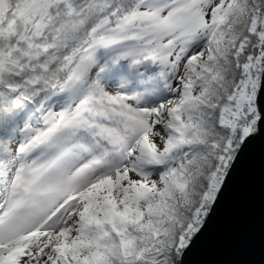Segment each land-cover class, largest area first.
Returning <instances> with one entry per match:
<instances>
[{
  "label": "snow or ice",
  "instance_id": "snow-or-ice-1",
  "mask_svg": "<svg viewBox=\"0 0 264 264\" xmlns=\"http://www.w3.org/2000/svg\"><path fill=\"white\" fill-rule=\"evenodd\" d=\"M257 141L264 0H0V264H187Z\"/></svg>",
  "mask_w": 264,
  "mask_h": 264
},
{
  "label": "water",
  "instance_id": "water-1",
  "mask_svg": "<svg viewBox=\"0 0 264 264\" xmlns=\"http://www.w3.org/2000/svg\"><path fill=\"white\" fill-rule=\"evenodd\" d=\"M213 237L187 264H264V145L257 141Z\"/></svg>",
  "mask_w": 264,
  "mask_h": 264
},
{
  "label": "rangeland",
  "instance_id": "rangeland-1",
  "mask_svg": "<svg viewBox=\"0 0 264 264\" xmlns=\"http://www.w3.org/2000/svg\"><path fill=\"white\" fill-rule=\"evenodd\" d=\"M158 74L159 72L152 70V68L139 70L133 66H129L124 69L115 67L111 69L107 68L101 75L109 91H114L115 88H119L123 84L125 86L124 90L129 94L133 92L142 93L143 100L147 104L154 105L160 101L171 98V94L168 93L167 90H164V79ZM149 77L153 79H149ZM157 97H159V100ZM151 98L156 101L148 102Z\"/></svg>",
  "mask_w": 264,
  "mask_h": 264
},
{
  "label": "trees",
  "instance_id": "trees-1",
  "mask_svg": "<svg viewBox=\"0 0 264 264\" xmlns=\"http://www.w3.org/2000/svg\"><path fill=\"white\" fill-rule=\"evenodd\" d=\"M101 62H102L101 64L104 63L103 59L101 60ZM111 66H118V67L124 68V67L130 66V64L128 61H121L119 64L110 65L109 67ZM135 67L137 68H150L151 67L152 69H155L157 71L161 70V67L159 65L153 64L151 61H144L142 64L135 66Z\"/></svg>",
  "mask_w": 264,
  "mask_h": 264
}]
</instances>
